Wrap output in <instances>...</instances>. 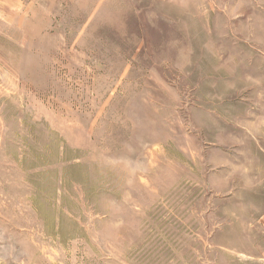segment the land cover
Segmentation results:
<instances>
[{
  "label": "rangeland",
  "instance_id": "rangeland-1",
  "mask_svg": "<svg viewBox=\"0 0 264 264\" xmlns=\"http://www.w3.org/2000/svg\"><path fill=\"white\" fill-rule=\"evenodd\" d=\"M263 146L264 0H0V264H264Z\"/></svg>",
  "mask_w": 264,
  "mask_h": 264
},
{
  "label": "crops",
  "instance_id": "crops-1",
  "mask_svg": "<svg viewBox=\"0 0 264 264\" xmlns=\"http://www.w3.org/2000/svg\"><path fill=\"white\" fill-rule=\"evenodd\" d=\"M259 149V148H258ZM262 149V148H261ZM263 149H264V146H263ZM258 191H262L261 189H257V191H255V193H257V194H255V198H257V196H261V194H259V192ZM248 196H252V192H248ZM261 200H262V198H261ZM262 202H264V195H263V200H262ZM264 206V205H263Z\"/></svg>",
  "mask_w": 264,
  "mask_h": 264
}]
</instances>
